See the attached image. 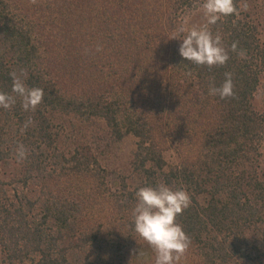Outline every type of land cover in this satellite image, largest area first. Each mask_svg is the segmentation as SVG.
Instances as JSON below:
<instances>
[{
    "label": "trees",
    "instance_id": "1",
    "mask_svg": "<svg viewBox=\"0 0 264 264\" xmlns=\"http://www.w3.org/2000/svg\"><path fill=\"white\" fill-rule=\"evenodd\" d=\"M254 1L234 0L239 15L210 26L229 59L207 67L170 40L203 0H0V92L15 96L21 71L44 91L34 110L18 96L0 108V264H155L132 210L138 188L160 183L191 199L177 217L191 241L181 264H264L253 105L264 39L243 9ZM225 73L234 94L210 95ZM96 123L135 139L125 174L112 179L89 143Z\"/></svg>",
    "mask_w": 264,
    "mask_h": 264
},
{
    "label": "clouds",
    "instance_id": "2",
    "mask_svg": "<svg viewBox=\"0 0 264 264\" xmlns=\"http://www.w3.org/2000/svg\"><path fill=\"white\" fill-rule=\"evenodd\" d=\"M203 23L193 25L185 30L180 27L170 40L180 42L179 56L197 66H223L229 59L228 52L222 44L221 36L214 34L212 25L230 15H239L234 0H203L201 4ZM236 50V44L231 46ZM243 55V53H240ZM220 87L212 86L210 95L220 98L232 96L233 83L231 73H225ZM13 80L12 92L22 100V107L34 110L42 101V88H28L25 84L26 73H10ZM15 96L0 92V108L8 109L15 103ZM19 160L26 158L23 145L17 146ZM136 204L132 210L133 229L155 252V264H181L182 258L190 246V238L177 217L191 203L187 191L183 188L173 189L165 183L155 187L138 188L135 193Z\"/></svg>",
    "mask_w": 264,
    "mask_h": 264
},
{
    "label": "rangeland",
    "instance_id": "3",
    "mask_svg": "<svg viewBox=\"0 0 264 264\" xmlns=\"http://www.w3.org/2000/svg\"><path fill=\"white\" fill-rule=\"evenodd\" d=\"M243 9L249 14L251 20L258 24V30L264 39L263 4L257 0L245 5ZM201 23H203L202 9H198L186 16L184 28L187 30L193 25H199ZM253 105L258 112L264 114V75L260 78L259 87L253 98ZM84 130L90 135L88 141L92 148L96 150L101 164L111 174V178L113 179L121 174H125L129 168L131 156L135 147V139L128 136L120 141L115 140L105 132V129L103 130L100 123L90 125ZM63 134H65V132L62 130L61 135ZM166 159L169 163L177 162L174 151H168L166 153Z\"/></svg>",
    "mask_w": 264,
    "mask_h": 264
}]
</instances>
